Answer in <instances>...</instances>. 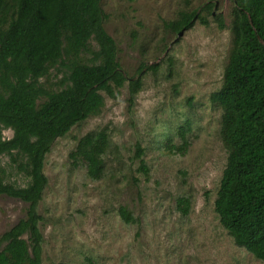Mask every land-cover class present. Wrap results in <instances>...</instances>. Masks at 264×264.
I'll list each match as a JSON object with an SVG mask.
<instances>
[{
  "label": "rangeland",
  "instance_id": "374dc122",
  "mask_svg": "<svg viewBox=\"0 0 264 264\" xmlns=\"http://www.w3.org/2000/svg\"><path fill=\"white\" fill-rule=\"evenodd\" d=\"M210 1L217 7L208 25L197 20L181 34L169 28L181 11ZM101 6L122 69L129 78L141 76L143 90L131 105L125 87L117 99H106L100 115L53 144L38 206L43 264H264L236 246L215 212L228 154L220 137L222 110L211 96L223 85L232 48V0H102ZM153 66L156 72L148 69ZM60 71L52 70L49 86L63 78ZM187 122L189 147L181 155L179 129ZM102 128L109 130L110 148L105 174L95 181L70 154L79 139ZM3 137L13 131L3 130ZM138 147L148 176L140 170ZM1 169L9 182L27 185L9 157L0 158ZM181 197L190 200L187 216L178 208ZM28 206L0 197V238ZM121 207L134 223L122 219Z\"/></svg>",
  "mask_w": 264,
  "mask_h": 264
},
{
  "label": "trees",
  "instance_id": "16d2710c",
  "mask_svg": "<svg viewBox=\"0 0 264 264\" xmlns=\"http://www.w3.org/2000/svg\"><path fill=\"white\" fill-rule=\"evenodd\" d=\"M101 2L0 0V158L9 157L28 180L18 186L1 169L0 197L29 205L26 216L0 238V264H43L38 206L49 184L44 167L55 141L100 115L106 99H117L125 87L131 105L143 90V78H129L120 65ZM216 7L210 1L181 11L168 26L181 33L197 20L208 25ZM230 18L229 61L221 89L211 96L222 110L220 137L228 154L215 212L236 246L264 261V0H232ZM216 20L224 29L222 16ZM60 68L63 78L49 86L52 70ZM148 69L156 72L157 66ZM5 129L13 131L12 138L3 137ZM189 130L190 122L179 129L181 155L189 147ZM109 148V130L102 128L79 139L70 158L97 181L105 174ZM143 153L138 147L140 170L148 176ZM177 204L187 216L190 200L181 197ZM119 213L126 223L135 222L126 207Z\"/></svg>",
  "mask_w": 264,
  "mask_h": 264
},
{
  "label": "water",
  "instance_id": "95a60500",
  "mask_svg": "<svg viewBox=\"0 0 264 264\" xmlns=\"http://www.w3.org/2000/svg\"><path fill=\"white\" fill-rule=\"evenodd\" d=\"M181 34V33H180Z\"/></svg>",
  "mask_w": 264,
  "mask_h": 264
}]
</instances>
